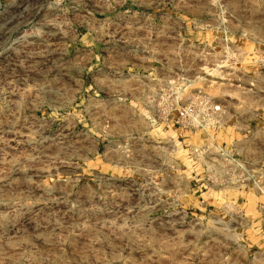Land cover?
<instances>
[{
	"label": "rangeland",
	"instance_id": "1",
	"mask_svg": "<svg viewBox=\"0 0 264 264\" xmlns=\"http://www.w3.org/2000/svg\"><path fill=\"white\" fill-rule=\"evenodd\" d=\"M0 264H264V0H0Z\"/></svg>",
	"mask_w": 264,
	"mask_h": 264
}]
</instances>
